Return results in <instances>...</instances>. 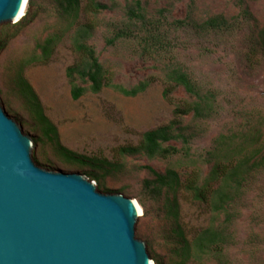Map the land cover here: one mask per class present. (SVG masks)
I'll return each mask as SVG.
<instances>
[{
    "label": "rangeland",
    "instance_id": "1",
    "mask_svg": "<svg viewBox=\"0 0 264 264\" xmlns=\"http://www.w3.org/2000/svg\"><path fill=\"white\" fill-rule=\"evenodd\" d=\"M117 1L122 4L121 0ZM142 1L155 12L170 4V21L184 19L188 12V0ZM37 2L38 9L31 21L20 24L22 18L17 24L0 25V39L6 43L0 50V105L32 139L31 156L37 166L84 175L92 169L59 154L55 143L44 137L41 125L14 83L21 63L32 55L36 44L59 31L51 0ZM247 7L250 17L243 14L244 7H240L238 0H196L197 14L202 20L222 15L234 28L211 35L172 33L170 37L174 53L168 59L174 58L205 91L216 94V113L197 121L189 116L183 122L195 132L191 158L202 168L204 176L215 165L210 154L221 136H236V141L241 142L246 133L255 130L259 133L256 145L259 144L253 147L260 150L259 157L264 155V55L257 47L264 34V0L248 1ZM113 17L108 14L104 19L110 21ZM105 36V31H98L91 43L115 84L132 88L150 78H157V82L136 97L104 89L75 101L67 69L76 63L77 56L68 38L58 45L50 64L25 66L23 76L37 94L45 116L56 127L62 148L79 158H101L121 165L120 172L110 173L100 182L91 180L97 187L102 184L109 189L98 188L99 191L122 194L139 203L144 181L152 178L146 167L165 173L174 163L175 167L189 172L192 164L185 158H177L180 163H176L142 155H121L122 148L138 146L144 133L168 126L174 120L175 107L163 97L162 62L144 57L135 43L107 46ZM175 98L185 100L183 90H178ZM168 145L182 147L178 141ZM247 186L233 211L235 218L230 229L233 242L228 248L230 264H264V168ZM121 189L125 191L119 192ZM179 203L181 220L189 236L213 221L206 206L192 202L187 194L179 198ZM156 208L152 206L151 215L142 216L136 225V237L146 243L152 259L156 254L165 255L164 233Z\"/></svg>",
    "mask_w": 264,
    "mask_h": 264
},
{
    "label": "trees",
    "instance_id": "2",
    "mask_svg": "<svg viewBox=\"0 0 264 264\" xmlns=\"http://www.w3.org/2000/svg\"><path fill=\"white\" fill-rule=\"evenodd\" d=\"M109 1L51 0L54 15L60 24L59 31L36 44L32 55L21 63L14 80L15 86L41 125L44 137L55 143L59 154L69 157L70 161L89 166L92 172L84 175L100 182L108 174L120 172L121 165L101 158H79L61 147L56 127L45 116L37 94L23 76L24 67L50 64L58 45L68 38L77 61L67 69V77L71 83L72 99L77 101L87 93L99 94L104 89H113L126 97H136L157 82V78H150L132 88L115 84L91 43L98 31H105L107 46L135 43L144 57L161 61L163 97L175 107L174 120L168 126L144 133L138 146L121 149L123 157L142 155L148 159L176 163H180L177 158H185L192 164L189 172L175 167L174 163L165 173L145 168L152 178L144 181L138 198L144 211L143 218H148L152 206H156L164 233L165 255L156 254L153 260L155 264H230L228 248L233 242L230 231L235 218L233 211L250 180L264 168V155L259 157L260 150L253 147L259 144L256 145L259 133L251 130L241 142L236 141V136H221L210 154L215 165L204 176L202 168L191 158L195 132L183 122L189 116L197 121L216 113V94L205 91L188 69L174 58H168L174 53L173 40L170 39L172 33L211 35L229 32L234 25L222 15L202 20L197 14L196 0H188V12L184 19L173 21H170V4L155 12L150 11L142 0H121L122 4L117 0ZM238 1L240 7H244L243 14L250 17L247 2L255 0ZM37 9V0H29L27 14L20 24L31 21ZM108 14L114 15L110 21L104 19ZM5 44L0 39V50ZM257 47L264 55V34ZM178 90H183L185 100L175 98ZM172 141L181 142L182 147L168 145ZM98 188L109 190L102 184H98ZM183 194H187L192 202L206 206L213 217L208 227L193 236L188 235L181 220L179 198Z\"/></svg>",
    "mask_w": 264,
    "mask_h": 264
},
{
    "label": "water",
    "instance_id": "3",
    "mask_svg": "<svg viewBox=\"0 0 264 264\" xmlns=\"http://www.w3.org/2000/svg\"><path fill=\"white\" fill-rule=\"evenodd\" d=\"M28 3L0 0V25L19 23ZM33 147L0 105V264H155L136 237L137 201L40 168Z\"/></svg>",
    "mask_w": 264,
    "mask_h": 264
},
{
    "label": "bare ground",
    "instance_id": "4",
    "mask_svg": "<svg viewBox=\"0 0 264 264\" xmlns=\"http://www.w3.org/2000/svg\"><path fill=\"white\" fill-rule=\"evenodd\" d=\"M25 4H26V1H25ZM25 4H24L23 10H22L21 14L19 15L18 19L16 20V22L19 21L20 18H22V17L24 16V14H25V9H26V8H25V7H26ZM138 209H139V214L142 215V214H143L142 209L139 208V207H138Z\"/></svg>",
    "mask_w": 264,
    "mask_h": 264
}]
</instances>
